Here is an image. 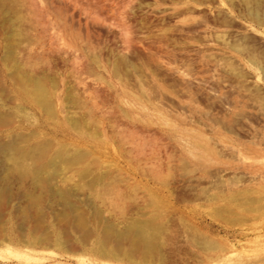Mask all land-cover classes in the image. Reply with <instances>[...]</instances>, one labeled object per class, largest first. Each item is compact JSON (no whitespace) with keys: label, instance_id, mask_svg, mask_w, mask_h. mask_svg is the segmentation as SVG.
<instances>
[{"label":"rangeland","instance_id":"1","mask_svg":"<svg viewBox=\"0 0 264 264\" xmlns=\"http://www.w3.org/2000/svg\"><path fill=\"white\" fill-rule=\"evenodd\" d=\"M0 113L49 164L0 264H264V0H0ZM137 224L152 258L101 257Z\"/></svg>","mask_w":264,"mask_h":264},{"label":"bare ground","instance_id":"2","mask_svg":"<svg viewBox=\"0 0 264 264\" xmlns=\"http://www.w3.org/2000/svg\"><path fill=\"white\" fill-rule=\"evenodd\" d=\"M27 84H28L27 87H25V90L27 93H31L33 91V92H37L39 95L42 94L43 89L40 85H33V84L29 83L28 81H27ZM35 96H37V94ZM39 98H40V96H38V99ZM40 99H42V98H40ZM0 127L4 128L5 129L4 132H7L8 136H9V142L8 143L0 144V165L3 169V172L4 173L6 172V178L4 180H2L3 184H0V222H1L3 219L5 211H8V209L7 210L5 209L7 203L16 197V195L11 193L7 189L6 186L11 184V182L13 180L19 182L20 184H23L26 181H30L32 183V185L35 184V185L39 186V188L44 189L45 191H49L48 180H47L48 178L46 180L41 178V173H43V171L49 166V164L47 162L43 161L44 153H43V149L40 147V145L39 146L38 145H29V143L32 140L31 138H33V134H24L23 132H14V130H17V129L10 127L9 121L3 116V113H0ZM6 160L13 161V165L10 167L4 165V161H6ZM28 160L32 161L31 165H27L25 163ZM28 198H29V205L25 209L13 212V214L17 217V219H19V222H21V224L24 221H27V219L31 216V214H32L31 211H32L35 203L38 201V198L34 197L32 194H30V196L28 195ZM63 199H64V197H63ZM65 200L66 199H64V201ZM74 207L75 206H73L72 203H70L68 200H66L65 211H64L65 218H66V216L74 214L73 213ZM10 211H8V214L12 213ZM74 211H75L74 215H76L77 210L74 209ZM214 214H216V213H214ZM74 215H73V217H75ZM39 216H40V214L38 215V217ZM77 216L79 218V216H80L79 212H78ZM77 216L75 218H77ZM66 222H67V220H66ZM18 225L20 226V224H18ZM81 225L77 226V229L79 231H81V233H82V235L80 237L86 238V236L88 237V235L86 233L87 230L85 231L84 230L85 227L83 228ZM148 231H150V229L148 230V228L146 226L139 225V224L135 225L132 228L129 227V231L127 229V232H125L121 236L114 237L112 234V231H109V230L106 231L103 234L101 240L99 241V244L103 248L105 246V244L110 239L113 238V240L115 242L114 251H113V253H109V252H105L104 250H101L100 251L101 257L115 258L118 255H120L121 253H125V252H123V245L128 244L130 247L133 248L132 249V248L128 247V249L130 248L133 251H134V249H142L143 250V255H142L143 257L141 259L144 258L143 260H145L148 256H151V258H152V256H154L152 254L155 252V248H154V245L152 244V242L150 240ZM33 233L35 234L34 231H33ZM13 234H15V233H13ZM17 234H19V236H17ZM20 234L23 235V232H21V233L17 232L12 237V236H10L8 234H4V232L0 231V244L5 242L6 239H9V240H12V239L15 240L16 239L18 241H21L22 239L21 240L19 239ZM31 235H30V237H31ZM21 238H23V237L21 236ZM63 238H65V237H63ZM63 238L61 236H58V238L55 239L57 247H60V245L62 243L61 241ZM80 239L82 241V238H80ZM86 239H83V240H86ZM33 241H34V242H32L33 244L34 243L40 244V245L42 244V240L41 241L33 240ZM48 241L49 240H47V243H48ZM44 243L45 242H43L42 245H44ZM207 245H208V243H207ZM208 246H210V245H208ZM134 253H135V251L133 252V254ZM130 255H131V253H130ZM128 258L131 262H135L134 260H132L131 257H128ZM207 263H209V264H225V260L221 259L220 253H215V254L209 255V257H207ZM232 264H238V263L235 262Z\"/></svg>","mask_w":264,"mask_h":264}]
</instances>
